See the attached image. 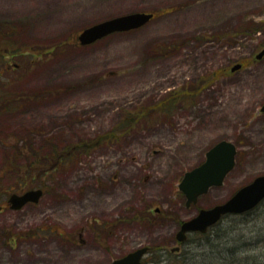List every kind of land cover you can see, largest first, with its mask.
<instances>
[{
	"label": "rangeland",
	"instance_id": "obj_1",
	"mask_svg": "<svg viewBox=\"0 0 264 264\" xmlns=\"http://www.w3.org/2000/svg\"><path fill=\"white\" fill-rule=\"evenodd\" d=\"M134 11L156 14L79 42L85 27ZM263 49L264 0H0V83L13 79L26 100L0 108V264H111L142 245L148 264H264V200L220 220L240 237L215 247L226 258L196 233L171 251L180 221L264 174ZM182 91L186 102L154 111ZM27 136L65 152L93 146L29 179L27 163L6 169ZM222 139L237 145L235 167L188 207L179 183ZM37 186L38 203L10 207L12 192Z\"/></svg>",
	"mask_w": 264,
	"mask_h": 264
},
{
	"label": "water",
	"instance_id": "obj_2",
	"mask_svg": "<svg viewBox=\"0 0 264 264\" xmlns=\"http://www.w3.org/2000/svg\"><path fill=\"white\" fill-rule=\"evenodd\" d=\"M153 17L154 12L149 11H134L117 15L85 27L79 33L78 39L82 45H90L110 34L141 28ZM263 56L264 49L258 53L257 58ZM239 67L241 64H236L232 69L235 70ZM261 110L264 112V104ZM236 155L237 145L231 140L222 139L209 148L204 162L184 173L179 188L186 197L185 203L188 207L196 203L199 197L207 193L213 186L224 183L226 176L236 164ZM42 195V188L29 189L21 194L13 192L9 197V202L13 209H21L28 202L37 203ZM263 200L264 174L258 175L252 182L239 188L226 201L212 207L201 208L194 216L183 220L176 233L177 241H185L188 234L193 232L205 233L224 215L246 212L255 208ZM179 248L177 245L172 248V251L179 250ZM148 250V245L140 246L124 256L114 259L111 264H144L142 257Z\"/></svg>",
	"mask_w": 264,
	"mask_h": 264
},
{
	"label": "trees",
	"instance_id": "obj_3",
	"mask_svg": "<svg viewBox=\"0 0 264 264\" xmlns=\"http://www.w3.org/2000/svg\"><path fill=\"white\" fill-rule=\"evenodd\" d=\"M225 36V35H224ZM1 68V67H0ZM15 81L11 78H8L7 83H0V108L2 107L3 104H8V106L10 107L9 109L16 111L17 109L21 108V106L26 105L25 102L26 100H24V96L25 94L21 91L16 90V87L14 86ZM5 87H7L8 89H5ZM48 92V91H47ZM38 93H42L41 95L46 97L48 95L51 94H46L45 92H38ZM44 93V94H43ZM187 96V93L182 91L181 93H174L173 95H170V100H161L160 102H157L153 109L155 112L157 111H163L166 110L168 108H172L174 105L176 106L177 103L179 102H186L187 99H189ZM161 106V108H160ZM150 107V105L148 106ZM143 108V107H142ZM142 112H148V110L146 108H143V110H141L139 113H133L131 115V119H134V121H130V123H124V125L122 128H118L117 131L120 132V134L125 135L126 133L124 132H129L131 130H133V128H135L136 126H138L143 119V114H141ZM165 112V111H163ZM112 135L115 136V140L118 139L119 134L117 135V133H111ZM25 139L28 141L25 143ZM25 139H20V140H16L15 142H12L10 144V147L12 148V150H14V152H17L19 154V156L17 157L16 155L10 156L8 157L9 162H7V168L9 167H15V165L18 167V165H20L19 163H27V178L31 179L32 177L36 176L33 174V172L38 171L37 173H45V174H52L53 171L57 168V167H61V165L63 164H67V160L68 159H72L74 155H72L77 149L80 148H90L91 146H93V144L91 142H83L82 144H80L79 146H77L76 148H70L66 150V152L62 149H60L59 147L56 146H52L51 144H49V141L46 140L44 142H34L33 137L32 136H27ZM21 142V143H20ZM5 143V142H3ZM44 143L47 144V146L49 147H45ZM88 144V145H87ZM90 145V146H89ZM48 148V149H46ZM31 150V151H30ZM32 169V170H30ZM28 180V179H26ZM27 184V182H24V185ZM45 189V188H44ZM247 212H244L242 214H238V216H244L246 215ZM249 213V212H248ZM228 216V215H227ZM146 219V218H145ZM151 220V217H148V222ZM182 221L179 222V225L181 224ZM220 227V228H219ZM197 235L200 236V238L202 240H204V242L206 244H208V246L211 247V252H217L220 251L219 253L221 255L225 254V258H226V254L229 253H233V251H230L229 249L225 248L224 246H222L220 249H215L216 246H220L221 243H228L227 241H232V239H238L240 237H234L231 239V237L229 238V235L231 234V230H227L221 227V223L220 221L215 224L214 226H212L207 232L205 233H199L196 232ZM224 238V239H222ZM226 239V241H225ZM223 240V241H222ZM187 241V240H186ZM225 241V242H224ZM185 243V242H184ZM208 251V252H210ZM156 260V259H154ZM237 260H234L232 262V264H236Z\"/></svg>",
	"mask_w": 264,
	"mask_h": 264
},
{
	"label": "flooded vegetation",
	"instance_id": "obj_4",
	"mask_svg": "<svg viewBox=\"0 0 264 264\" xmlns=\"http://www.w3.org/2000/svg\"><path fill=\"white\" fill-rule=\"evenodd\" d=\"M24 192V191H23ZM20 193H22V192H20ZM159 209V208H158ZM144 216V218H150V215L149 214H147V215H143ZM53 230V229H52ZM53 231H55V230H53ZM71 237L69 236L68 237V239H70ZM147 255V254H146ZM145 255V256H146ZM145 256L143 257V259H142V261L144 262V264H148V262L147 261H145Z\"/></svg>",
	"mask_w": 264,
	"mask_h": 264
}]
</instances>
